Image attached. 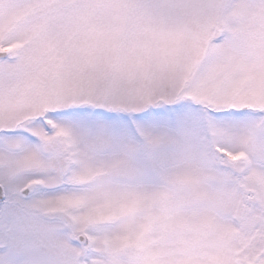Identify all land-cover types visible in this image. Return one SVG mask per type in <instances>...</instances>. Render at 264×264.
I'll use <instances>...</instances> for the list:
<instances>
[{"label": "snow or ice", "instance_id": "6c2138e0", "mask_svg": "<svg viewBox=\"0 0 264 264\" xmlns=\"http://www.w3.org/2000/svg\"><path fill=\"white\" fill-rule=\"evenodd\" d=\"M0 264H264V0H0Z\"/></svg>", "mask_w": 264, "mask_h": 264}]
</instances>
